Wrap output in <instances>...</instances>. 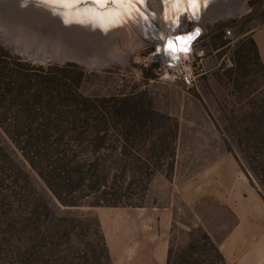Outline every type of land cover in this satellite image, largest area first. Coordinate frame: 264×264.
Returning <instances> with one entry per match:
<instances>
[{"label": "rangeland", "instance_id": "obj_1", "mask_svg": "<svg viewBox=\"0 0 264 264\" xmlns=\"http://www.w3.org/2000/svg\"><path fill=\"white\" fill-rule=\"evenodd\" d=\"M244 7L235 18L206 19L198 23L203 34L191 59L193 86L182 83L179 69L167 66L169 58H150L159 49L157 42L150 43V37L138 42L124 37L107 52L94 54L95 60L109 58L113 63L99 68L77 64L84 72L79 90L90 97L146 91V105L151 102L156 110L170 114L179 122L176 155L179 177L193 174L225 148L238 155L242 167L252 175V178L249 175L252 183L262 191V183L250 165L252 160L258 164L252 134L244 131H252V112L258 107L252 104V98L245 99V96L252 85L263 86L260 92L264 95V71L252 64L243 71L246 76L239 86L230 87L227 79H221L234 64L240 40L251 34L257 41L264 35V0H249ZM163 8L162 14L167 7ZM152 11L158 28L168 29L165 24L161 25L162 14ZM181 27L177 30L181 31ZM159 36L162 37L161 33ZM224 41L228 42L226 47L217 50ZM0 45L22 62L43 66L24 59L1 42ZM153 63L160 67H152ZM143 69L155 77L145 79ZM75 75L78 76L77 72ZM260 105L264 109V103ZM260 151L264 153V145ZM258 157L264 168V158ZM163 175L166 172L157 173L153 181L159 183ZM153 187L151 183L143 197H131L129 202L134 206L143 205ZM98 211L86 202L81 206L62 204L0 127V264H111L101 239ZM187 238L188 232L179 230L172 242L181 246Z\"/></svg>", "mask_w": 264, "mask_h": 264}, {"label": "trees", "instance_id": "obj_2", "mask_svg": "<svg viewBox=\"0 0 264 264\" xmlns=\"http://www.w3.org/2000/svg\"><path fill=\"white\" fill-rule=\"evenodd\" d=\"M227 44L224 41L216 49ZM233 59V66L221 77L230 87L241 85L246 76L243 71L252 64L264 71L251 34L240 40ZM152 67L160 66L153 63ZM143 72L145 79L155 77L147 69ZM83 77L76 63L36 66L11 56L0 45V127L62 204L142 206H134L130 198L143 197L157 173L166 172L169 178L174 170L179 122L156 110L151 102L146 105V91L116 97L86 96L79 90ZM262 88L252 85L245 96L258 107L252 112V131L244 132L252 134L258 164L252 160L250 165L264 189V168L258 157L264 158L260 151L264 145ZM225 222L226 227L231 224L232 216L231 223ZM100 232L111 263L101 228ZM189 236L184 245L170 247L167 264H224L218 240L208 231L200 227Z\"/></svg>", "mask_w": 264, "mask_h": 264}, {"label": "crops", "instance_id": "obj_3", "mask_svg": "<svg viewBox=\"0 0 264 264\" xmlns=\"http://www.w3.org/2000/svg\"><path fill=\"white\" fill-rule=\"evenodd\" d=\"M256 43L263 61L264 35ZM177 163L171 178L154 179L142 206L97 207L111 263L167 264L176 232H188V241L203 227L218 240L224 264H264V195L238 156L224 148L182 178Z\"/></svg>", "mask_w": 264, "mask_h": 264}, {"label": "water", "instance_id": "obj_4", "mask_svg": "<svg viewBox=\"0 0 264 264\" xmlns=\"http://www.w3.org/2000/svg\"><path fill=\"white\" fill-rule=\"evenodd\" d=\"M149 1L146 0V6L140 7L139 12H125L122 6L111 3L108 7L97 8L93 0H80L78 7L44 3L43 0H0V42L38 65L76 63L88 68L103 67L113 60H95L94 54L107 52L122 37L113 30L115 25H123V35L129 37L128 41L132 38L137 42L146 41L150 37V43H156L158 21ZM169 1L163 2L168 5ZM238 1L241 0H201L196 8L191 6L186 13L181 30L206 20L207 13L214 10L221 15L219 20L237 17L249 0L240 5L236 4ZM231 7L236 10L231 11ZM166 12L176 15L169 8Z\"/></svg>", "mask_w": 264, "mask_h": 264}, {"label": "bare ground", "instance_id": "obj_5", "mask_svg": "<svg viewBox=\"0 0 264 264\" xmlns=\"http://www.w3.org/2000/svg\"><path fill=\"white\" fill-rule=\"evenodd\" d=\"M163 1L165 2V0H150L149 1L150 7L152 9H155L158 14H162L161 10L162 9L164 10V8H163L164 6L167 7L165 9V14L164 13L162 14V16L160 17L161 18L160 20H162L161 25L165 24V26L168 27V29H166L165 27H161L157 30L155 38L158 37L156 39V42L159 44V49L155 52L154 55H151L150 58H154V57L158 58L159 57V58L164 59L167 57L170 59V61H172L173 57L178 58V57H180L179 54L184 53V51L179 50L182 47H187L188 50L186 52L191 50L190 45H191L193 39L197 36L198 32L200 33V31L202 30V25L195 24V25H192L191 27H188L184 30L178 31L177 29H178V27H181V22L185 18L186 13H188L190 8H192V7L186 2V0H185V2H182V3H176L175 0H171V2L169 1V3L166 2V4H168V5H165ZM243 2H244V0H241V1H238L236 4L240 5ZM244 6H245V4L243 5V8H241L240 10L243 11L245 8ZM187 7H188V9H187ZM168 8L170 9L171 12L172 11L176 12L175 13L176 15L171 16L172 14L171 15L168 14L166 12L168 10ZM234 9H235L234 7H231V11H234ZM218 16H221V15L219 14L218 11H215V10L207 13V19H218L219 18ZM109 18L114 20L115 22L118 21L116 18H114V16H109ZM205 21L206 20H204L203 22H205ZM174 26H176V27H174ZM112 28H113V30L115 29V31L118 32L122 36V37H119L117 39V41L121 42L122 39L126 36V35L125 36L123 35L124 34L123 25L118 24ZM160 33H161L162 37L159 36ZM177 36H179L180 40H186L187 44L184 45V44L180 43L176 38ZM188 37H192V39L189 40ZM127 38H129V37H127ZM161 38L164 41L163 43H161ZM129 40H131V39H129ZM27 41H29V40H27ZM169 41H171L173 46L177 49L176 51H173L172 49H170L168 47ZM131 42H132V40H131ZM132 45H134V44H132Z\"/></svg>", "mask_w": 264, "mask_h": 264}, {"label": "snow or ice", "instance_id": "obj_6", "mask_svg": "<svg viewBox=\"0 0 264 264\" xmlns=\"http://www.w3.org/2000/svg\"><path fill=\"white\" fill-rule=\"evenodd\" d=\"M44 3H55V4H60L62 6H79L80 0H43ZM176 3H182L185 2V0H175ZM186 2L192 6L193 8H196L201 0H186ZM111 4L115 5H120L124 8L125 12H130L132 10H135L139 12L140 7L146 6V0H93V5L95 7L99 6H105L108 7ZM177 40L186 45L187 41L186 40H180L178 37ZM171 45L173 46L172 42ZM169 47V44H168ZM173 48H175L173 46ZM188 49L187 47H182L180 51L186 52Z\"/></svg>", "mask_w": 264, "mask_h": 264}, {"label": "built area", "instance_id": "obj_7", "mask_svg": "<svg viewBox=\"0 0 264 264\" xmlns=\"http://www.w3.org/2000/svg\"><path fill=\"white\" fill-rule=\"evenodd\" d=\"M203 31L201 30L200 33L198 32L197 36L193 39L190 47L191 50L188 52H184L179 54L180 57L176 59H172V61L168 62L167 66L171 69H179L181 73V80L182 83L186 86H193L195 82V75L192 68L191 59L194 58V47L200 37L202 36ZM177 36L176 38H178ZM163 39L161 38V43H163ZM167 59V57H166ZM170 60V59H168Z\"/></svg>", "mask_w": 264, "mask_h": 264}, {"label": "clouds", "instance_id": "obj_8", "mask_svg": "<svg viewBox=\"0 0 264 264\" xmlns=\"http://www.w3.org/2000/svg\"><path fill=\"white\" fill-rule=\"evenodd\" d=\"M188 39H192V37H188ZM169 48L172 49L173 51H176V48H173V46L171 45V41H169ZM180 50V49H179ZM173 59H176V57H173Z\"/></svg>", "mask_w": 264, "mask_h": 264}]
</instances>
